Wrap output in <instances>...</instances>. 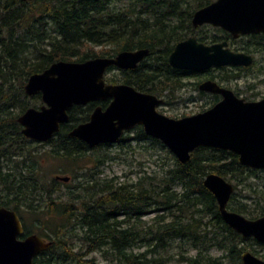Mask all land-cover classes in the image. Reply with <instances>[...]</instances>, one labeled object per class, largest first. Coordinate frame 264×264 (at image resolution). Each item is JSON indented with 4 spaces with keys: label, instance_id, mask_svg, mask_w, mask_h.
I'll return each instance as SVG.
<instances>
[{
    "label": "trees",
    "instance_id": "1",
    "mask_svg": "<svg viewBox=\"0 0 264 264\" xmlns=\"http://www.w3.org/2000/svg\"><path fill=\"white\" fill-rule=\"evenodd\" d=\"M124 1L0 0V206L18 211L26 233L34 231L24 218L25 210L40 214L48 209L50 216L59 219L54 224V236L49 238L51 246L39 253L33 264H97L94 257L86 258L95 250H101L114 264H165L172 259L174 246L181 248L180 256L187 264H243L244 242L259 241L243 236L225 222L216 196L203 182L207 173L217 172L232 181L236 190L240 185V190L250 187L248 197L256 201V208L235 205L237 194L232 195L229 208L252 218L260 216L264 212V182L254 185L250 179L264 169L240 163L236 152L202 145L191 152L187 162L175 157L173 166L135 180L97 177L98 167L113 158L106 154L85 172L83 181L62 193L59 179L45 180L32 150L27 148L29 139L23 135L17 117L31 105L23 98L31 73L61 59L83 61L133 48L135 43L126 37L136 34L141 26L191 28L193 12L212 0H196L195 7L187 8L184 3L188 0H133L121 7ZM94 45L107 48L97 50ZM163 65L159 66L161 71L170 68L167 61ZM165 76L170 82V76ZM174 76L172 91L181 86ZM82 106L71 109L74 124L89 117L91 109ZM79 107L81 116L76 111ZM71 126L66 124L56 133L52 151L79 158L90 147L68 134ZM137 132L124 141L148 137L143 128ZM152 139L164 145L160 139ZM175 183L183 188L175 189ZM153 212L150 221L143 220ZM74 237L82 241L79 249ZM138 242L146 245L144 251L134 249ZM186 244L197 247L196 254L185 255ZM212 246L225 253L211 255Z\"/></svg>",
    "mask_w": 264,
    "mask_h": 264
},
{
    "label": "water",
    "instance_id": "2",
    "mask_svg": "<svg viewBox=\"0 0 264 264\" xmlns=\"http://www.w3.org/2000/svg\"><path fill=\"white\" fill-rule=\"evenodd\" d=\"M192 23H211L239 33L264 31V0H214L196 9ZM227 42L206 44L195 36L179 42L170 56L172 65L195 70L212 65L251 64L253 55L236 52ZM145 49L124 50L116 56H96L83 61L57 60L41 72L31 74L24 85L27 93L42 92L41 108L29 107L20 115L22 132L32 138L48 139L69 120L67 109L73 104L114 96L104 109L101 105L90 119L77 124L70 135L90 146L116 142L125 129L143 124L146 133L159 138L182 161L202 145L228 149L238 154L240 163L264 168V97L247 100L215 80L200 84L202 89L220 92L222 99L212 107L182 117H171L156 109L157 96L141 92L128 84L106 82L110 65L135 67ZM69 180V176L57 175ZM218 200L220 213L227 224L243 236L264 242V213L250 218L228 208L234 184L223 175L210 172L203 180ZM52 239L36 232L26 233L19 213L0 206V264H33L35 257L48 249ZM243 264H264V258L249 249L243 250Z\"/></svg>",
    "mask_w": 264,
    "mask_h": 264
},
{
    "label": "rangeland",
    "instance_id": "3",
    "mask_svg": "<svg viewBox=\"0 0 264 264\" xmlns=\"http://www.w3.org/2000/svg\"><path fill=\"white\" fill-rule=\"evenodd\" d=\"M132 1L133 0H125L119 5H121V7H126L129 6ZM189 5L195 7L197 5L196 0H188L187 3H184V7L186 6V8L189 7ZM150 18L153 19L154 14L150 16ZM173 22H176V19ZM198 26L215 25L211 23H204ZM244 39H248V37H244ZM94 48L101 50L102 48L104 49L107 47L94 45ZM31 49H33V47H31ZM255 49H257V60L254 65H252L249 69L241 70L239 77L232 78L229 81L228 79H225L224 81L225 83L230 82L231 87L237 88L241 95L247 97H261L264 95V47H257ZM230 71V68L225 69V75L230 74ZM110 76L121 79L123 78V73L120 69H111L105 74L106 78ZM199 77H192L190 80L193 79L192 81H194ZM185 88L186 89L183 90V93L187 96H191V94H193L194 100H173L172 103L165 104L164 106H161L160 109L169 115L178 117L184 114H191L200 111L205 105V102L211 100V96L207 95L202 98V96L199 95V91L196 90L193 85H189ZM23 98L30 102L31 105H40L43 103L41 97L34 96V94L29 95L27 92L26 94H23ZM15 110H18V108ZM128 134L130 135L126 136L125 134L122 136L123 139L121 141L118 140L114 144L94 146L87 150L85 155L79 158H68L63 155L55 154L52 151V142L41 143L28 141L27 148L32 150V156H34L37 160V165L43 173L45 180H52V178L57 175H68L70 177L69 180L59 179L60 190H62L60 192L62 193L65 192L70 185H76L78 181H83L87 177L85 172H90V168L95 166L96 161L99 158L104 157L106 154L113 156V158H109L104 164L100 165L98 167L100 171L99 174H97V177L101 176L105 179L116 176V180H135L138 176L150 174L156 171L162 172L168 166L174 165L176 155L166 146V144L163 145L151 137L133 139L129 143L124 140L134 134L136 135V130L130 131ZM250 181L254 185H257L258 183L262 184L264 182V170L260 171V174L250 179ZM175 184V189L181 190L183 188L180 183ZM240 187L241 185L237 187L239 189H235L233 192V194H237L238 200L235 201L234 204H244L249 209H253L254 206L256 208V201L248 197V195L252 193L250 187L246 186L243 190H240ZM24 214V218L34 232L41 234L46 239L54 236V224L59 219L57 218V220L52 217L53 215L50 216L48 209L44 210V212H41L40 214L33 212L32 210H25ZM154 214V212L149 213L144 215L142 218L144 221H150ZM125 225H128L127 221L125 222ZM73 241L76 249H79L82 246L81 239L74 237ZM244 244L247 246L246 249L253 252V249H256L258 253H254L258 256L262 257V255H264V242L259 243L255 240L249 239L245 241ZM185 247L188 248V251L185 250V255H194L198 251L197 247L190 244H186ZM134 249L136 251H144L146 249V245H141L138 242ZM180 249L181 248L179 246L172 247V259L167 261L165 264H187L186 260L180 256ZM209 253L213 256H221L225 253V251L217 246H212ZM87 257H94L97 264H114L111 258H107L103 255L101 250L92 251L86 255V258ZM225 259H228V257L225 256Z\"/></svg>",
    "mask_w": 264,
    "mask_h": 264
},
{
    "label": "flooded vegetation",
    "instance_id": "4",
    "mask_svg": "<svg viewBox=\"0 0 264 264\" xmlns=\"http://www.w3.org/2000/svg\"><path fill=\"white\" fill-rule=\"evenodd\" d=\"M212 1H214V0H212ZM212 1H210L209 3H211ZM209 3H207V4H209ZM207 4H205V5H207ZM127 34H129L128 31H127ZM191 36H195L198 41L204 42V43L209 44V45L226 41L227 42L226 46L229 47L231 50L236 51V52H245V53L251 54V55H253L254 60L251 64H234V63H231V64H225V65H212L209 68L200 69V70H195V69H191V68H181V67H176V66L172 65V63L170 62V56L172 55V52L175 49V46L179 42L184 41ZM244 37H248V39H244ZM126 38H128L129 41H132L135 43L133 48L123 49V50H120L119 52H117L115 54L104 55V56H116L118 53H120L121 51H124V50H138V49H145L146 50L145 55L140 59V61H138L137 65L135 67H120V66L115 65V64L110 65L107 68L106 72L110 71L111 69H120L123 73V78L117 79L116 77H113V76H110L107 78L105 77L106 82L111 83V84H128V85L133 86L135 89H137L141 92H145V93H149V94H153V95L157 96V98H160L161 101L156 105V109L158 111L166 114V115H169V114L162 111L160 109L161 106H164L165 104H168V103H172L173 100H190V99L194 100L193 94H191V96L190 95L187 96L183 93V90L186 89L185 87H188L189 85L195 86V89L199 91V95H201L202 98H203V96H206V95L211 96V100L206 101L205 105L202 107V109L200 111L206 110V109L212 107L218 101H220L223 97L220 92L210 91V90L202 89L200 87V84L202 82L209 80V79L217 81L222 86H226L228 88H231L238 96L244 97L247 100H255V99H259V98L264 97V95L261 97L243 96L239 93L237 88L231 87L230 82H228V83L224 82L225 79H228V81H229L232 78L239 77L241 70L249 69L252 65H254V63L257 60L256 59L257 49H255V48H257V47L263 48L264 47V31L239 33L238 35H234L230 30L225 29L222 26H191V28H189V26H146V27L141 26L139 28V30H137L136 34H134L131 37L127 36ZM165 61H167L169 63L170 68H168L166 66V69L161 71L159 69V66H161V67L164 66L163 64ZM156 65H158V68H156ZM228 68L231 69L230 74L225 75V69H228ZM38 72H41V71H38ZM31 74H33V73H31ZM172 74L175 75L173 80L177 84H181V86L179 88H176L175 91H172ZM165 75L170 76V78H171L170 82L165 80V77H166ZM192 77H199V78L192 81L193 79L190 80V78H192ZM27 81H28V79H27ZM27 94H29V93H27ZM33 94H34V96H38L40 94V97L42 98V92L41 91H37ZM33 94H29V95H33ZM113 99H114V96H107L105 98H98V99L90 100L84 104H73L71 107H69L67 109V112L69 115V120L61 121L60 125H59V129L54 131L52 136L48 139H36V138L28 137L23 132L22 133L26 138L29 139V141H35V142H41V143L42 142H50L51 143V142H53V139L56 137V133L60 132L61 130L64 129V125L70 124V126H71V124H74L73 121H71V109L73 106L83 105L82 109L83 108H86V109L90 108L91 111H90L89 117L87 119V120H89L91 114L93 113V111L96 109L97 106L101 105L105 109L113 101ZM42 101H43V103L40 105H30L29 107H36L39 109V108H41V106L43 104H45L43 98H42ZM82 109H80V107H79L76 110L77 114L80 113V111H82ZM25 111H26V109L23 112L19 113V115L17 117L18 121H19L20 115H22ZM197 112H199V111H197ZM78 115H80V114H78ZM185 115H189V114H184V115H181L178 117H182ZM169 116L172 117V115H169ZM173 117H177V116H173ZM87 120H85V121H87ZM85 121H80V122L74 124L73 126H71V128H69V130H68V134L70 135V131L77 124H79L81 122H85ZM140 128H143L145 131L144 125L139 124V123L135 124L130 129H125L123 131L120 139L125 134H126V136L130 135V134H128V132H130V131L136 130V133H138L137 131H139ZM22 129H23V125L21 128V131H22ZM145 133H146V131H145ZM146 135L148 137H151V138H157V137H154L148 133H146ZM134 136H135V134L130 136V137H134ZM114 143L115 142H101V143L93 145V146H90L88 143L87 144L91 149L92 147L97 146V145H103V144L111 145ZM234 191H235V189H234ZM1 206H4V205H1ZM6 207H8V206H6ZM228 208H229V205H228ZM250 218H252V217H250ZM254 218H256V217H254ZM249 237H253V236H249ZM259 242H261V241H259Z\"/></svg>",
    "mask_w": 264,
    "mask_h": 264
}]
</instances>
